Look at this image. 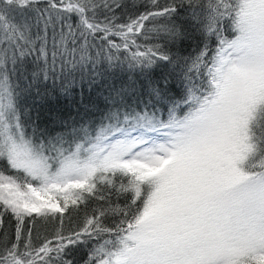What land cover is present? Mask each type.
Segmentation results:
<instances>
[{
    "label": "snow or ice",
    "instance_id": "1",
    "mask_svg": "<svg viewBox=\"0 0 264 264\" xmlns=\"http://www.w3.org/2000/svg\"><path fill=\"white\" fill-rule=\"evenodd\" d=\"M5 216L0 264H264V0H0Z\"/></svg>",
    "mask_w": 264,
    "mask_h": 264
},
{
    "label": "trees",
    "instance_id": "2",
    "mask_svg": "<svg viewBox=\"0 0 264 264\" xmlns=\"http://www.w3.org/2000/svg\"><path fill=\"white\" fill-rule=\"evenodd\" d=\"M165 0H161V3H164ZM141 11H143V9H140ZM119 15V12H118ZM117 43H120L119 38H115ZM140 43H143V41H139ZM97 45H99L101 42L100 41H96ZM51 47V45H50ZM193 47H195V45H193ZM192 49H187V51H191ZM187 51L185 52V54H187ZM97 52H101L102 55H106L107 54V47L105 46L102 50L99 47H94L93 49H91V54L93 56L96 55ZM55 71L57 73V75H59L60 72V63H59V59L57 60V64L55 66ZM49 83H51V81H49ZM29 103L31 104V101H29ZM121 203H123V201H121ZM83 216H84V212L83 210L80 212H74L72 213V215L69 217L68 213H65V219L63 222V230L65 232V234H67L70 231L75 230L76 228H78L83 220ZM15 220L10 217V216H5L4 217V227L0 228V236H3V234L5 232H7L9 234L10 237L14 236V229H15ZM31 227V225H29ZM59 225V221H56L54 223H49V224H43V223H37L34 227H33V238L35 240V238L37 237V235H39V237L41 239H43L44 237H48L51 238L54 233L56 228H58ZM39 242V241H37ZM83 256L82 252H77L76 253V260L79 262V264H83V260L81 259V257Z\"/></svg>",
    "mask_w": 264,
    "mask_h": 264
}]
</instances>
